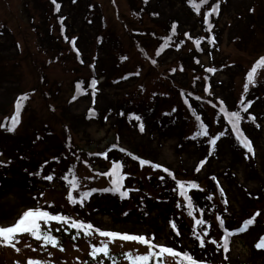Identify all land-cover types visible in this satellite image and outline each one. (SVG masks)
<instances>
[{"label": "rangeland", "instance_id": "374dc122", "mask_svg": "<svg viewBox=\"0 0 264 264\" xmlns=\"http://www.w3.org/2000/svg\"><path fill=\"white\" fill-rule=\"evenodd\" d=\"M56 3L59 11L52 0H0V226H10L24 211L40 208L78 216L105 231L154 237V243L186 251L202 262L264 264V250L255 247L264 233V79L242 90L250 38L255 39L257 54L264 52V0H207L199 2V11L191 0H127L128 16L123 0H115L119 13L111 0ZM17 16L31 25L19 38L14 32L18 26L10 20ZM126 27L136 35H127ZM128 38L141 41L159 67L145 63ZM165 39L184 41L189 48L182 51ZM20 41L30 43L36 53L23 54ZM37 69H43L40 85L51 94L54 109L28 92L39 86ZM160 71L164 76L158 80ZM67 75L71 78L66 97L59 100L55 91ZM143 82L149 87L143 89ZM183 90L206 97L210 106ZM24 92L28 93L20 104L21 121L10 132L6 117ZM222 107L240 112V127L252 141V154L232 134ZM54 110L60 119L53 116ZM64 122L92 154L85 162L67 152L61 133ZM201 122L208 137L197 136ZM222 132L213 148L209 137ZM104 153L106 159L101 158ZM132 156L159 164L162 171L141 166ZM201 161L206 162L197 172ZM114 163L123 165L121 191L128 192L126 198L103 191L110 186L103 173ZM47 175L53 179L46 180ZM73 179L79 185L75 191L69 183ZM177 180L199 186L188 193L192 210L215 230L208 232L204 248L185 219L188 207ZM203 185L208 191L199 190ZM69 191L76 204L69 202ZM86 191L92 194L81 204L80 193ZM257 212L247 232L230 238L227 253L209 242L220 244L217 217L232 231ZM44 253L43 248L33 251L41 264ZM0 255L12 257L6 250Z\"/></svg>", "mask_w": 264, "mask_h": 264}, {"label": "snow or ice", "instance_id": "6c2138e0", "mask_svg": "<svg viewBox=\"0 0 264 264\" xmlns=\"http://www.w3.org/2000/svg\"><path fill=\"white\" fill-rule=\"evenodd\" d=\"M52 3L56 6V10L59 11L60 5L56 3V0H52ZM201 3H207V0H201ZM192 6L199 11V6L195 3V0H192ZM218 5L212 9L213 12H216L218 10ZM211 15V13H209ZM173 32H175V25H173ZM199 44V42H197ZM155 63V61H153ZM260 68H264V57L260 58V60L256 63V65L251 69L250 72H248L247 75V81L248 84H254L257 70ZM209 71H213V69H208ZM248 84L245 85V91H247ZM92 88L95 90L96 87V81H92ZM23 99V98H22ZM223 103V102H221ZM241 104H244V101H241ZM251 107V104H247L244 106L243 111L247 112L248 109ZM221 111L223 112L224 117L228 120V123L231 125L232 130L235 132L236 140L238 143L247 150L248 153H253V145L252 141L248 139L247 136H245L244 132L241 130V121L243 117L241 116L239 111H233L229 112L223 107L221 108ZM133 119L140 121L141 118L139 116H133ZM196 119L199 121L200 117L196 116ZM253 122L255 121V117H251ZM20 122V103L18 102L16 104V115L11 120V125L7 128L8 131H14L16 126ZM3 126V125H0ZM140 131H144V125L143 123H140L139 125ZM224 133H220L219 136H216L215 138L209 137V143L215 147L217 141L220 139L221 136H223ZM197 136H209L208 128L205 126L204 123H200L199 125V131L197 132ZM121 151H124L121 149ZM105 158H107V154L104 153ZM131 155V154H129ZM132 159L139 160V163L141 166L150 164L149 161L139 159L136 156H132ZM206 161H201L200 167L196 168V171H200V168L203 166V164ZM153 168L159 169L161 166L159 164L151 165ZM122 168L123 165L120 163H114L112 165V168L110 171L103 173V175H107L112 178L111 183L112 187L103 189V191H110L115 193H119L121 198H126L128 196L127 191H121L123 189L124 184L123 181L125 179V176L122 174ZM164 171H168V169H164ZM169 175H172L171 172L168 173ZM46 180L51 181L53 177L51 175H47L44 177ZM67 179V177H65ZM163 179V177H161ZM173 179L175 177L173 176ZM215 179V177H213ZM71 189L75 191L78 188V181L76 179H73L69 181ZM177 188L179 189V195L183 197L184 201L187 203V207L189 209V216H192V208H193V197L189 196L188 193L191 189H197L199 186L195 182L191 183H185L182 181L177 180ZM175 190V189H174ZM94 191V190H93ZM202 191V189H201ZM92 191H86L80 193V200L79 203L83 204V201L86 200L89 196H91ZM208 199H211V197H208ZM68 200L69 202L76 204L78 201L73 197L72 191H69L68 193ZM260 213L257 212L255 216L252 218L246 220L242 227L237 229L235 232H230L226 228H224V220L217 217L219 220L220 227L224 229V236L222 239V242L220 244H217L216 240L209 241L210 243L217 245L218 248L223 249L225 253L229 251V243L230 238L234 235H237L239 233L247 231L249 226H251L255 222L256 216H259ZM195 220V226L192 228V232L194 233V238L199 242V247L204 248L205 247V239L208 235L206 231H203V226L206 224V221L203 219H196ZM41 222H43L45 225L49 224L50 222H56L58 224H64L68 225V227L72 229L77 230V234L79 232H83L84 236H91L93 232L98 233L101 237L107 238L108 242H115L117 240L123 241V242H136L141 245L147 246L149 249V252L147 255H140L136 257H132L131 255L128 256V259L130 261V264H149L150 260L153 258H156L157 260L163 261L164 257H170L174 260H176V264H201L200 260L197 258H194L192 254H189L188 252L184 251H176L172 247H165V246H158L155 243L152 242L153 238H146L144 235H130V234H121L119 232L115 231H101L97 228H94L92 224H85L83 222H77L75 220H70L69 217L64 215H54L50 213L49 211H43L40 208L35 209H28L23 212V214L10 226H3L0 227V246L4 247H11L15 249L16 251H19V248L16 247V245L20 242L18 237L23 234H28L30 237L34 238L37 241L42 242V247L51 246L53 248H59L60 251H64L62 247L59 246L58 239L52 235L51 228H48L47 230L42 229ZM172 228L174 231H176V235L179 236L180 232L177 230V226L175 223H172ZM197 227L201 228L200 232H197ZM56 231H59V229H56ZM76 237L74 236L73 239ZM109 243H102L100 247H93L91 249L90 255L93 257V259H97L99 255H103L105 257L109 256ZM255 247L258 250H264V237H261L260 240L256 243ZM158 251H153V249H157ZM35 250V249H33ZM226 258V257H225ZM28 264H41V261L39 260H29ZM102 264V261H101Z\"/></svg>", "mask_w": 264, "mask_h": 264}, {"label": "trees", "instance_id": "16d2710c", "mask_svg": "<svg viewBox=\"0 0 264 264\" xmlns=\"http://www.w3.org/2000/svg\"><path fill=\"white\" fill-rule=\"evenodd\" d=\"M127 33L129 35H131V31L130 30H127ZM134 44V42H133ZM135 47L139 48L138 44L135 42ZM252 55L249 56V58H251ZM65 88V87H64ZM40 91V89H38ZM38 94V93H37ZM45 95L46 93L41 90L40 91V98L45 100ZM63 97V93H61V95ZM62 132L63 134L65 133V136H66V139L68 140V144L71 148H74L75 150H77V152H80L81 151V145L77 142L76 140V137L71 133L70 131V128L67 126V124H63V127H62ZM48 225H50L53 229L52 231L54 232L56 229H59L61 230L62 232H64V230H66L67 232H75V230H73L72 228L68 227L67 225H64V224H58L56 222H50ZM22 238V237H21ZM114 258L112 255H109L106 260H105V264H113Z\"/></svg>", "mask_w": 264, "mask_h": 264}]
</instances>
